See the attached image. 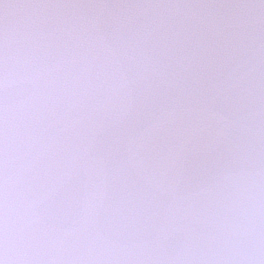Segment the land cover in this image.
I'll list each match as a JSON object with an SVG mask.
<instances>
[{
	"label": "snow or ice",
	"instance_id": "obj_1",
	"mask_svg": "<svg viewBox=\"0 0 264 264\" xmlns=\"http://www.w3.org/2000/svg\"><path fill=\"white\" fill-rule=\"evenodd\" d=\"M0 264H264V0H0Z\"/></svg>",
	"mask_w": 264,
	"mask_h": 264
}]
</instances>
